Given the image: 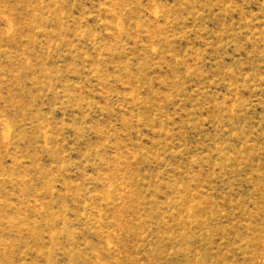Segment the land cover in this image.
<instances>
[{
  "label": "rangeland",
  "instance_id": "rangeland-1",
  "mask_svg": "<svg viewBox=\"0 0 264 264\" xmlns=\"http://www.w3.org/2000/svg\"><path fill=\"white\" fill-rule=\"evenodd\" d=\"M0 264H264V0H0Z\"/></svg>",
  "mask_w": 264,
  "mask_h": 264
}]
</instances>
